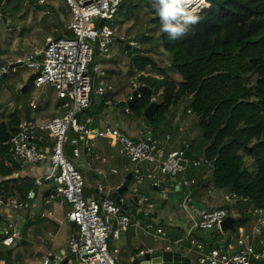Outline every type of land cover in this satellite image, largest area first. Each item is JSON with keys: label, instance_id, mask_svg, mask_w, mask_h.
Masks as SVG:
<instances>
[{"label": "crops", "instance_id": "crops-1", "mask_svg": "<svg viewBox=\"0 0 264 264\" xmlns=\"http://www.w3.org/2000/svg\"><path fill=\"white\" fill-rule=\"evenodd\" d=\"M11 3L18 6L19 13L21 12L19 6H22L23 3H28L29 9H31L32 1L8 0L3 3L0 15L7 11L8 5ZM46 8L48 12L44 16H49L51 12L55 13V10L59 11V17L54 18L57 27L52 30L56 34L55 38L61 34H66V27L70 21L66 6L62 2H51ZM37 9L32 8V11L28 12L27 18L24 19L25 22H29V25H33L34 20L36 21L33 11ZM121 29L124 30L121 31ZM121 29L120 32L124 34V37H120L122 41L117 40L116 36V41L104 52L96 51L94 55V63L99 67L103 76L93 77V87H97L99 80H102L111 89L104 90L100 97L93 96L89 109L92 118L91 128L96 131L111 127L131 138L141 137L145 130H152L161 136H168V139L163 142L165 154L188 145L190 156H201L204 143L200 137L197 119L188 110L184 112L187 99L170 106L169 112L163 116L164 119L158 121V127L155 129L147 125L149 122L132 115L131 112L126 114L124 109L119 106L120 103H128L133 93V85L139 86L140 89L147 87L146 81L142 78L150 77H146L144 71L146 66L142 68L141 64H137L139 58L154 59L157 55L156 58L167 63V54L163 52L160 43L158 51L154 50L149 32H143L144 40L140 41V38L137 37V29H134L133 33L131 27H124L123 25ZM128 30H131L129 34L127 33ZM129 42H135L138 45L139 50L136 55L133 53V48H124ZM7 50L4 49L2 53L5 51L7 53ZM35 50L39 49L34 48L32 53ZM2 76L5 77L6 75ZM154 78L156 79L155 75L151 79L155 80ZM175 79L174 76L171 78L174 81ZM21 85L22 82L19 86ZM23 88L24 86L21 89ZM25 90L26 88L23 91ZM148 91L151 92V90ZM155 97L151 92L150 101L154 100ZM59 107L60 102L56 99L54 91L45 86L38 88L37 97L30 102V108H26L25 105L13 106L12 115L13 119L17 120V126L25 121L42 123L61 115L62 110ZM69 137H74L77 140L80 150L79 157L74 159L71 157L69 145L65 147L67 157L83 176L84 200L97 202L104 196L111 197V194L121 186L125 177L130 174L133 165H130L124 157L118 154V146L114 143L95 139L91 141L92 146L86 150L83 136L69 134ZM38 146L43 151L48 152L50 141L45 137ZM0 160H3L4 166H10L9 160L2 157ZM15 163L18 170L5 178L0 177V182L15 180L19 183L23 180H30L34 182L35 186L29 192L30 197L26 198V201H21L17 195L7 198L21 202L22 208L20 210H11L5 205H0V240L6 235L3 234V228L8 222L13 225L19 235V240H15L11 247L0 246V264H41L47 257L59 258L60 263L66 260L67 264H77L75 258L67 251L68 237L75 230L72 223L67 219L71 210L70 206L50 193L52 182L47 184L43 182L41 185L35 184L37 179L49 174V166L47 163L41 165ZM138 169L142 175L151 172L153 169L152 175L159 180L158 186H151V182L147 180L137 184L131 179L130 187H133L135 192L146 194V200H138L136 206H127L125 213L122 214L137 219L140 222V227L129 225L120 232L117 239L110 240L108 243L109 250H117L116 263L132 264L139 255L150 250L152 254L157 252L178 254L177 264H197V254L193 251L190 243L189 245L186 243L192 237L188 236L190 220L197 218L202 211L226 206L223 199L224 193L210 186L208 183L210 173L206 170L200 169L197 172H190L192 173L190 177H196L197 181L191 190V202L186 206V210H183L181 205L185 192L183 188L177 186V181L169 178L162 179L153 166L146 163L139 164ZM98 187L101 188V192L98 191ZM132 194L121 196V203L127 205ZM3 202L5 203L4 200ZM250 210L251 208H248L246 212L248 213ZM238 211V208L230 209L233 220L238 217ZM115 219L113 218V222ZM145 224H151L153 229L144 231L143 225ZM156 229L161 230L164 236L156 235ZM232 232L199 233L204 236L202 242L207 243L208 238L213 240L212 245L207 243L208 246L205 250L217 256L224 250ZM49 264L56 263L50 262Z\"/></svg>", "mask_w": 264, "mask_h": 264}, {"label": "built area", "instance_id": "built-area-1", "mask_svg": "<svg viewBox=\"0 0 264 264\" xmlns=\"http://www.w3.org/2000/svg\"><path fill=\"white\" fill-rule=\"evenodd\" d=\"M122 1L32 0L35 7H48L51 2H62L70 15L66 34H61L58 38L47 37L42 49L35 50L24 59L5 61L6 64L0 68L1 75H8L14 72L16 66L25 65L34 75L31 82L33 86L36 89L50 87L60 102L61 115L42 123L22 122L7 144L13 161L29 165L47 163L49 166V174L37 179L35 184L57 183L59 187L56 188L55 197L70 206L67 219L75 230L68 237L67 251L77 264H117V250H109L108 243L117 239L120 232L129 225L140 227V222L134 217L120 214L114 199L109 196H104L97 202L84 200L83 176L67 157L65 147L69 145L74 159L79 157L80 150L77 140L74 137L67 139V135H81L85 140L91 141L103 139L116 144L118 154L133 165L130 174L137 184L147 180L151 182V186L156 187L159 181L152 175L153 169L145 175L140 174L138 165L141 163L153 166L162 179L177 181V186L185 192L181 205L183 210H186L191 201V189L196 183L194 178H187L186 174L210 167V163L203 157H187V145L165 154L163 142L168 139L167 135L159 136L146 131L141 137L131 138L111 127L96 131L91 128L89 109L93 96L100 97L104 90L111 89L102 80H99L97 87H93V77L103 76L94 63V55L96 51L104 52L116 41L112 27ZM196 5L193 7H198ZM100 21L102 25L99 27ZM129 45L137 47L134 42ZM138 88L137 85L132 86L133 91ZM139 97L140 94H136L135 98ZM124 112L129 113L127 106ZM45 137L50 141L48 152L38 146ZM91 146V142L88 146L85 145L86 150ZM98 191L101 192V188L98 187ZM28 197L29 193L26 198ZM223 199L227 203L233 200V196L224 195ZM4 201L5 203L0 197V205L11 210L22 208V203L17 200ZM250 214L255 218L250 229L241 228L236 234H230L224 250L217 256L205 253L203 244L190 240L191 247L198 255V264H264V209H252ZM228 217H231L230 210L224 208L202 211L197 218H191L188 232L197 230L221 233L220 224ZM113 218H116L114 222ZM151 229V224L143 225L144 231ZM3 232L6 235L0 240L1 247L9 248L15 240H19V235L10 222L5 225ZM155 233L164 236L159 229ZM146 253L151 254V251ZM52 262L60 264L59 258ZM49 263L47 257L41 264Z\"/></svg>", "mask_w": 264, "mask_h": 264}, {"label": "trees", "instance_id": "trees-1", "mask_svg": "<svg viewBox=\"0 0 264 264\" xmlns=\"http://www.w3.org/2000/svg\"><path fill=\"white\" fill-rule=\"evenodd\" d=\"M7 1L0 0V10ZM204 1L209 9L200 15V22L173 40L160 31L152 0H137L151 16L150 23L156 26L162 50L170 56L179 80L142 78L147 87L139 89L140 98L129 106V112L143 119L152 92L158 106L147 125L155 129L170 106L188 100L185 109L197 119L204 143L200 154L210 163L208 183L233 196L224 209L239 210L232 232L236 233L250 229L255 219L252 209H264V0ZM135 8L130 0H123L119 10L126 17ZM137 62L142 68L150 64L141 58ZM16 126L15 119L0 123V157L10 161L6 167L0 160L1 178L18 170L7 144ZM243 154L251 160V167L244 164ZM32 189L30 180L0 182L3 200L17 195L26 201Z\"/></svg>", "mask_w": 264, "mask_h": 264}, {"label": "rangeland", "instance_id": "rangeland-1", "mask_svg": "<svg viewBox=\"0 0 264 264\" xmlns=\"http://www.w3.org/2000/svg\"><path fill=\"white\" fill-rule=\"evenodd\" d=\"M130 4L136 6L132 15L125 17L124 12L120 9L114 17L112 30L117 36V40L122 41L120 37H124L123 32H120L121 27L124 25V27H131L132 33L134 29H137V37L140 38V41L144 40L143 34L149 32L154 50L158 51V45L159 43L161 45V41L156 26L150 23L151 16L143 7V4H138L137 0H130ZM15 5L14 3L9 4L7 11H5L3 15H0V68L6 64L4 62L7 60L14 62L17 59H24L32 53L34 48L39 50L42 49L46 36H51L52 38L56 37V34H54L52 30L54 27H57L54 18L59 17V11L55 10V13L51 12L49 16H44V14L48 12L46 10L47 8L39 7L37 9L33 6V3H31V9L35 8L37 10L33 11L35 12L36 21L34 20L33 25H29V22H25L24 20L27 18L28 12L32 11L28 7L29 4L23 3L22 6H19L21 9L19 13L17 10L18 6ZM122 30L124 29H121V31ZM131 30H128L127 33L129 34ZM4 49H8L7 53H5L6 51L4 52L5 54L2 53ZM133 49V53L136 55L139 50L138 45L137 47H133ZM156 56L154 59L142 58L150 61V64H148L144 70L146 72V77L149 76L152 78L155 75L156 79H154L157 81L161 79L172 81L171 78L174 76V78H176L175 80L178 81V76L172 71L170 56L167 54V63H163V61L156 58ZM30 75H32L31 71L27 69L25 65L16 66L14 72L9 73L5 77L0 74V123H7L13 120V106L18 107L25 105L26 108H30V102L36 99L38 89H36L32 83L26 85ZM21 82L22 85L19 86ZM23 86H26L25 91L21 89ZM185 111L186 109L184 108V112ZM241 156L244 160V164L248 166L247 168L251 167V160H249L245 154ZM194 187L195 185L192 189ZM240 208L245 209L243 206H240ZM186 243L189 245L188 241H186Z\"/></svg>", "mask_w": 264, "mask_h": 264}, {"label": "water", "instance_id": "water-1", "mask_svg": "<svg viewBox=\"0 0 264 264\" xmlns=\"http://www.w3.org/2000/svg\"><path fill=\"white\" fill-rule=\"evenodd\" d=\"M2 13V10L0 11ZM102 25V21L99 22V27ZM125 49H128L129 46L125 45L124 47ZM34 78V75H30L28 80H27V84L32 82ZM26 88V86H24V88L22 89V91ZM145 89L142 88L141 91H144ZM140 90L137 91H133V93L131 94L130 100L128 101V103L124 104V103H120L119 106L121 108H125L126 106H131L136 100H135V96L136 94L139 92ZM157 106L158 104L154 101H151L147 107L144 109L142 116L143 119L146 122H150V120L153 118V116L156 114L157 111ZM69 135H67V139H68ZM91 140L90 139H86L85 140V144L86 146H88L90 144ZM25 165V163H24ZM131 179H132V175L128 174L123 183L121 184V186L119 188H117L115 190V192H113L111 194V198L114 199L116 205L119 208V213L124 214L125 210L128 207L131 206H136L138 200H146V194H141L140 192H135V189L133 187H130L131 184ZM48 182H46L47 184ZM58 184L57 183H52L51 184V188H50V193L54 196L55 195V191L56 188H58ZM152 190H155L154 188H152ZM131 193H133L128 201H127V205L122 204L120 201L121 196L123 195H130ZM143 195V196H142ZM233 225H234V220L231 217L226 218L221 224H220V230L221 232H225V231H229L232 232L233 231ZM74 226V225H73ZM191 235L198 238L199 240L203 239V235L201 233H199L196 230H191ZM207 243L212 245L213 244V240L211 239H207ZM217 244V243H216ZM219 245V243L217 244ZM179 257L178 254L173 253V252H157L154 254H141L139 255L133 262L132 264H177V258ZM53 261V257L49 258V262ZM60 264H67L66 260H63Z\"/></svg>", "mask_w": 264, "mask_h": 264}, {"label": "clouds", "instance_id": "clouds-1", "mask_svg": "<svg viewBox=\"0 0 264 264\" xmlns=\"http://www.w3.org/2000/svg\"><path fill=\"white\" fill-rule=\"evenodd\" d=\"M194 2L195 0H152L151 7L160 20V31L167 33L173 40L187 35L191 26L201 20L196 7H193ZM200 2L203 3L204 0Z\"/></svg>", "mask_w": 264, "mask_h": 264}, {"label": "bare ground", "instance_id": "bare-ground-1", "mask_svg": "<svg viewBox=\"0 0 264 264\" xmlns=\"http://www.w3.org/2000/svg\"><path fill=\"white\" fill-rule=\"evenodd\" d=\"M194 4H197L196 6H198V7H196V9H197V12H198L199 15H201V12H202V11H203V12H207L208 9H209V6L205 4V1H204L203 3H201L200 0H195ZM129 43H130V42H129ZM129 43H128V46H129L130 48H133V47H131V46L129 45ZM134 43H135V42H134ZM135 44H136V43H135ZM136 46H137V45H136ZM139 89H140V88H138L137 90H139ZM137 90H136V91H137ZM137 94H140V93L138 92ZM139 98H140V97H139ZM139 98H138V99H139ZM135 100H137V99L135 98ZM127 107H129V106H127ZM154 116H155V115H154ZM154 116H153V117H154ZM150 121H151V120H150ZM146 131H150V130H145V132H146ZM145 132H144V133H145ZM151 132H152L153 134H157V133H154V131H152V130H151ZM158 135H159V134H158ZM159 136H161V135H159ZM162 136H165V135H162ZM185 146H186V145H185ZM185 146H184V147H185ZM187 146H188V145H187ZM184 147H183V148H184ZM183 148H182V149H183ZM188 148H189V146H188ZM179 150H180V149H179ZM187 157H189V158H199V157H203V156H199V157H191V156L189 155V149H188ZM203 158H204V157H203ZM209 168H210V167H208V168H199V169H197V170L189 171V172L186 174V177H187V178H194L195 181H197V178H196V177H188V174H189L190 172H193V171H194V172H197V171L200 170V169L206 170L207 172H209V173L211 174V172L209 171ZM157 172H158V171H157ZM158 174H159V173H158ZM210 174H209V175H210ZM159 176H160V175H159ZM157 186H158V185H157ZM153 187H154V186H153ZM179 188H180V187H179ZM190 202H191V201H190ZM189 204H190V203H189ZM196 231H197V230H196ZM198 232H199V231H198ZM188 236H192V235H191V230L188 232ZM192 239H194V240H196L197 242L203 244V245H204V252L207 253L205 249H206V246H208V244H207L206 242H202L201 240L196 239V237H194V236H192L190 240H192ZM189 243H190V241H189ZM190 246H191V245H190ZM192 249H193V248H192ZM193 251L195 252L194 249H193ZM151 253H152V252H151ZM195 253H196V252H195ZM209 253H210V252H209ZM147 254H148V253H147ZM197 258H198V255H197ZM196 260H197V259H196ZM197 264H198V262H197Z\"/></svg>", "mask_w": 264, "mask_h": 264}]
</instances>
